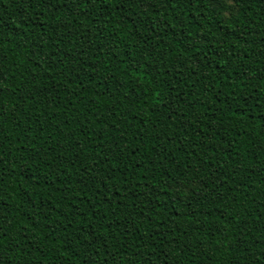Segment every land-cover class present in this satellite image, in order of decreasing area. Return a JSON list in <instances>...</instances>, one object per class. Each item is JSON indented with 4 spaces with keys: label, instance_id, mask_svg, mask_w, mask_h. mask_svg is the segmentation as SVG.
I'll return each mask as SVG.
<instances>
[{
    "label": "trees",
    "instance_id": "16d2710c",
    "mask_svg": "<svg viewBox=\"0 0 264 264\" xmlns=\"http://www.w3.org/2000/svg\"><path fill=\"white\" fill-rule=\"evenodd\" d=\"M0 264H264V0H0Z\"/></svg>",
    "mask_w": 264,
    "mask_h": 264
}]
</instances>
